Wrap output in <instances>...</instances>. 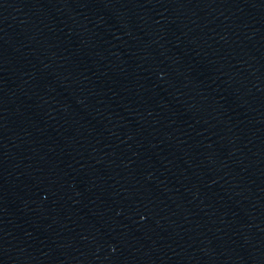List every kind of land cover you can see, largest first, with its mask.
Wrapping results in <instances>:
<instances>
[{"label":"water","instance_id":"1","mask_svg":"<svg viewBox=\"0 0 264 264\" xmlns=\"http://www.w3.org/2000/svg\"><path fill=\"white\" fill-rule=\"evenodd\" d=\"M0 264H264V68L195 0H0Z\"/></svg>","mask_w":264,"mask_h":264}]
</instances>
